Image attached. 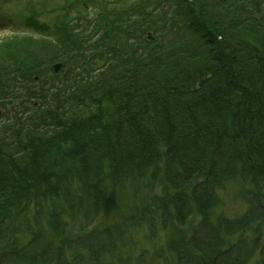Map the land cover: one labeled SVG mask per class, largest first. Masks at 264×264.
<instances>
[{
	"label": "trees",
	"instance_id": "trees-1",
	"mask_svg": "<svg viewBox=\"0 0 264 264\" xmlns=\"http://www.w3.org/2000/svg\"><path fill=\"white\" fill-rule=\"evenodd\" d=\"M144 1L123 23L138 32L87 30L98 22L92 13L81 28L83 9L51 27L30 20L42 40L13 38L31 49L0 47V264H111L123 227L154 235L157 223L173 227L171 264H249L254 251L264 262V209L255 196L239 217L215 212L232 181L264 198V0H159L153 10ZM49 33L73 40L69 54H59ZM59 55L91 71L75 88L39 97L41 107L27 104L33 89L24 73ZM156 181L161 195L148 196L150 206L117 212L125 193ZM115 213L121 223L106 221ZM79 214L100 219L99 236L57 246L59 219ZM192 215L195 228L173 240ZM34 226L43 238L52 228V239ZM252 232L263 234L260 244Z\"/></svg>",
	"mask_w": 264,
	"mask_h": 264
},
{
	"label": "rangeland",
	"instance_id": "rangeland-1",
	"mask_svg": "<svg viewBox=\"0 0 264 264\" xmlns=\"http://www.w3.org/2000/svg\"><path fill=\"white\" fill-rule=\"evenodd\" d=\"M112 1V2H110ZM95 0L93 2H89L86 5H81L78 3H72V0H28L29 3H24L26 5L21 4L18 5L16 0H0V47L1 46H8L9 48H19L18 45H22L27 47L28 49H31V47L25 44L20 43H14L15 38L14 35H32V39L36 40H42V36L34 35L32 32V29H29V27L26 26V21L28 20L29 14H34L39 21L41 22H47L48 25H52V21L56 20L57 17L61 16L62 14H69L71 17L72 15H75L77 12L82 11L83 9L88 10L89 14L88 17H86V20H82L81 22V28L84 27L85 23H92L88 21L89 16H91V13H102L101 14V23L99 22V18H97L98 22H94L96 20H93L94 24L90 28H87V30L95 28H108L111 26V23L122 20L123 15L119 13V11L122 10V5L125 3L127 5L133 4L134 6H137L136 2L138 0ZM146 1V0H145ZM144 1V2H145ZM108 3V5L106 4ZM142 2V4L144 3ZM156 2H159V0H150L148 3V10H153L158 7V4ZM251 3V6L253 4H258L260 0H249ZM106 4V7L114 8V11L109 13L106 12L104 8H101V4ZM35 7V9H32L31 5ZM65 4H68L67 8L63 9L62 6ZM136 4V5H135ZM152 4V5H151ZM237 6L239 5V8H243L244 4L242 1L240 3L236 2ZM28 5L29 9L28 10ZM141 5V4H140ZM250 7V6H249ZM68 9V10H66ZM130 8L126 7L125 11L129 10ZM245 9V8H244ZM66 10V11H64ZM124 11V9L122 10ZM248 10L246 9V12ZM125 17L128 16V11L124 13ZM98 15V14H97ZM98 17V16H97ZM71 19V18H69ZM57 21V20H56ZM139 22V20H138ZM46 23V24H47ZM72 23L78 24V20H73ZM71 23V24H72ZM70 24V25H71ZM78 26V25H77ZM112 27V26H111ZM138 28L140 26L133 25L130 26L127 30H135L138 32ZM119 31H127L126 25H120ZM151 33V32H149ZM147 33H143L141 35L142 39L146 37ZM152 34V33H151ZM139 35V36H140ZM154 37V34H152ZM52 42L59 43L62 50L59 54L63 53L65 55L67 51L72 48L69 43H72L73 40H65L61 41L60 37L56 39H51L54 36H51L50 34L47 36ZM46 38V39H48ZM139 38V37H138ZM66 47V48H65ZM67 51H64L65 49ZM69 54V53H67ZM51 61H49L48 58H43L39 61L37 65H35V69L33 71L25 72L24 74L27 76L29 87L33 89L32 95L30 97V101L27 103L33 102L35 107H41V103L37 100L41 96H50V94H57L56 91H64L68 88H75L79 82L85 79V75L91 71L89 64L80 62L77 58H71L70 61H67L69 57L64 58L62 55L56 56L52 59L50 57ZM63 59H66L67 62H63ZM62 61L67 66H62V69L56 74L53 73L52 70V64L56 62ZM82 66H88V72H86L85 67L82 69ZM49 99V98H48ZM39 103V106H38ZM9 109H11L9 107ZM29 110V109H28ZM4 118L0 117V126L4 123ZM1 129V128H0ZM7 149V148H6ZM159 180V179H158ZM159 181H156L155 185L150 189V187L147 185L144 187L139 186L138 188L135 187L134 191H130L125 193L126 198L121 197V204H118V210L117 212H120L119 214H125L132 206L135 205H146L149 202V197H151L154 194L159 193L161 195L160 188H159ZM247 186H241L239 182L232 181L224 186L223 189L219 191V205L216 208V214L223 215L226 218H235L239 217L245 212L248 211V205H247V196L254 195L257 202L260 204L259 208L264 209V198L261 197L258 194V187H249ZM247 191V192H245ZM134 194L132 196L131 194ZM146 193V199L140 200V198ZM147 201V202H146ZM258 205V204H257ZM143 210V209H142ZM149 211H146L144 209L143 213L148 214ZM112 216V215H111ZM108 217L106 221H108L110 218L114 220L118 215L115 213L113 214V217ZM124 216H119L116 218V221L118 224L123 221ZM121 218V219H120ZM104 219V218H103ZM105 220V219H104ZM110 221V220H109ZM197 221L199 219L194 217L193 215L187 219L186 223L183 224H177V231L176 236L173 240H177L178 236L177 234L180 233L181 238L184 239L183 235L187 237V235L190 233L191 229L195 228V225L197 224ZM59 228L61 231L65 230L64 233L60 236V239L56 243L57 246L64 245L67 241L73 240L74 245L78 246L80 245H87L90 240H95L97 236H99V226H100V219L97 220H90V219H84L80 214L79 215H73L70 217H64L62 219H59ZM157 223V229L156 233L154 235L151 234L150 230L147 229L146 226H144L143 229H137L133 228V230H124V227L122 228L123 234L120 235L121 239L119 241V252L117 256L113 259L114 263L111 262V264H120V262L124 264H171L173 263L172 258V252L170 250L169 241L168 238L171 237V232H173V227H167L165 230L163 226H161ZM49 227V226H48ZM134 227V226H133ZM34 230V233L37 234L39 237H42V235H39V231L37 226H34L32 228ZM52 229V228H51ZM49 228H45V236L43 239L45 241H48L51 237V230ZM57 233H59L57 231ZM258 232H252L253 235L257 236ZM98 234V235H97ZM97 235V236H96ZM260 239L258 240L259 244L262 242L263 234H259ZM94 236V237H93ZM93 237V238H92ZM103 239L102 237H100ZM52 239V238H51ZM38 240V239H37ZM131 240H133V243H130ZM87 241V242H86ZM258 243H256V247L259 246ZM264 252V251H263ZM255 254V255H254ZM264 256V254H262ZM260 259H258V258ZM137 258H139V262H137ZM255 258V260H254ZM262 256H258L256 252L254 251L252 253V259L250 260L249 264H264V262L261 261Z\"/></svg>",
	"mask_w": 264,
	"mask_h": 264
},
{
	"label": "water",
	"instance_id": "water-1",
	"mask_svg": "<svg viewBox=\"0 0 264 264\" xmlns=\"http://www.w3.org/2000/svg\"><path fill=\"white\" fill-rule=\"evenodd\" d=\"M60 65H54V71L56 72L59 69Z\"/></svg>",
	"mask_w": 264,
	"mask_h": 264
}]
</instances>
